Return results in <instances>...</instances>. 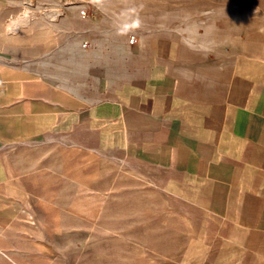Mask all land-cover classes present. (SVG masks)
<instances>
[{
    "label": "rangeland",
    "instance_id": "rangeland-1",
    "mask_svg": "<svg viewBox=\"0 0 264 264\" xmlns=\"http://www.w3.org/2000/svg\"><path fill=\"white\" fill-rule=\"evenodd\" d=\"M26 2L0 0V24L31 8L30 28L53 26L56 41L0 46V112L32 128L0 144V264H195L206 214L140 160L152 150L136 109L177 80L243 81L255 60L263 86L264 0ZM56 86L77 104H55Z\"/></svg>",
    "mask_w": 264,
    "mask_h": 264
},
{
    "label": "crops",
    "instance_id": "crops-1",
    "mask_svg": "<svg viewBox=\"0 0 264 264\" xmlns=\"http://www.w3.org/2000/svg\"><path fill=\"white\" fill-rule=\"evenodd\" d=\"M29 23L13 32L8 23L0 24V46L31 54L51 50L55 28L33 30ZM1 55L0 49V62ZM252 64L253 74L242 73L238 83L224 73L206 75L200 83L177 80L167 97L142 98L136 109L137 131L147 136L142 144L152 150L140 160L167 172L170 185L186 193L184 201L200 203L206 214L195 264H264V85L257 88L255 81L261 61ZM52 101L77 104L57 86ZM40 102L32 101L30 108L45 106ZM9 114L0 112V144L32 134L29 123Z\"/></svg>",
    "mask_w": 264,
    "mask_h": 264
},
{
    "label": "bare ground",
    "instance_id": "bare-ground-1",
    "mask_svg": "<svg viewBox=\"0 0 264 264\" xmlns=\"http://www.w3.org/2000/svg\"><path fill=\"white\" fill-rule=\"evenodd\" d=\"M26 4L30 6L32 0H26ZM64 3L68 2L69 0H62ZM31 9V8H30ZM27 10L26 12H19L15 18H13L7 25H8V30L12 31L13 30H18V28H23L25 25H27L30 22V19L35 15L34 11ZM44 12H46L47 16L50 19H57L60 14L62 13V5L60 4L59 7H51L49 9H45ZM7 30V31H8ZM32 33V32H31ZM8 35V34H7ZM30 45V44H29ZM53 45V44H52ZM18 46V44H17ZM20 46V45H19ZM20 48V47H19ZM29 51V50H28ZM31 51V50H30ZM36 51V50H35ZM38 52V51H37ZM36 52V53H37Z\"/></svg>",
    "mask_w": 264,
    "mask_h": 264
},
{
    "label": "built area",
    "instance_id": "built-area-1",
    "mask_svg": "<svg viewBox=\"0 0 264 264\" xmlns=\"http://www.w3.org/2000/svg\"><path fill=\"white\" fill-rule=\"evenodd\" d=\"M130 43H134L136 41L135 35H131L129 38Z\"/></svg>",
    "mask_w": 264,
    "mask_h": 264
}]
</instances>
